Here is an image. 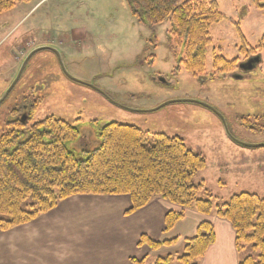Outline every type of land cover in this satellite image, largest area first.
<instances>
[{
	"label": "rangeland",
	"instance_id": "1",
	"mask_svg": "<svg viewBox=\"0 0 264 264\" xmlns=\"http://www.w3.org/2000/svg\"><path fill=\"white\" fill-rule=\"evenodd\" d=\"M215 1L225 19L210 29L207 73L215 54L245 59L239 30L252 46L264 31V9L249 0ZM168 27L166 20L156 26L138 22L126 0H28L0 13V97L24 57L41 45L63 55L70 75L104 92L70 80L52 51H38L0 103V134L9 111L24 100L37 103L29 124L53 115L78 125V154L97 145L98 125L131 124L176 135L200 153L205 167L192 180L204 183L201 193H209L214 203L239 192L264 196V146H255L264 144V129L258 131L264 125V55H258L262 63L252 77L196 78L181 66L177 69L182 52L174 54L168 44ZM181 99L192 102H170ZM222 118L232 138L253 146L232 140Z\"/></svg>",
	"mask_w": 264,
	"mask_h": 264
},
{
	"label": "trees",
	"instance_id": "2",
	"mask_svg": "<svg viewBox=\"0 0 264 264\" xmlns=\"http://www.w3.org/2000/svg\"><path fill=\"white\" fill-rule=\"evenodd\" d=\"M25 1L0 0V13ZM126 1L131 16L142 24L156 26L168 21L167 42L174 54L182 52L177 69L181 66L193 77L206 76L208 80L237 69L240 60L222 54H215L209 73L205 69L212 42L210 29L225 19L217 1ZM249 1L255 8L264 9V0ZM238 33L239 50L245 58L264 55V31L256 46L248 45L240 30ZM36 104H28L26 118L8 121L0 134V229L29 222L73 195H126L131 202L126 213L160 197L182 209L226 219L235 232L236 249L243 255L238 264H264V196L239 192L220 203H214L209 193L202 196L204 183L192 179L205 167V159L180 137L111 121L98 125L97 145L78 154L75 143L81 135L79 126L53 115L29 124ZM182 217L181 211L168 212L164 231ZM214 239L212 223L202 221L195 235L183 240L180 252L157 255L152 264H198ZM176 241L143 235L138 244L157 250ZM145 260L131 259L133 264H145Z\"/></svg>",
	"mask_w": 264,
	"mask_h": 264
},
{
	"label": "crops",
	"instance_id": "3",
	"mask_svg": "<svg viewBox=\"0 0 264 264\" xmlns=\"http://www.w3.org/2000/svg\"><path fill=\"white\" fill-rule=\"evenodd\" d=\"M126 195H73L34 220L0 232V264H133L146 257L181 251L183 240L195 235L202 221L214 228V242L198 264H238L235 232L226 219L180 208L160 197L133 212ZM181 211L182 219L164 231V217ZM152 240L177 239L151 250L138 244L141 236Z\"/></svg>",
	"mask_w": 264,
	"mask_h": 264
},
{
	"label": "water",
	"instance_id": "4",
	"mask_svg": "<svg viewBox=\"0 0 264 264\" xmlns=\"http://www.w3.org/2000/svg\"><path fill=\"white\" fill-rule=\"evenodd\" d=\"M41 50H49V51H52V52L56 55V57H57V59H58V62H59V64H60V67H61V69L63 70V72L65 73V75L67 76V78H69L70 80H72V81H74V82H77V83H79V84H82V85H85V86H87V87H90L91 89H94V90L98 91V92L101 93V94H104V92H103L101 89H99L98 87L94 86L93 84L88 83V82H85V81H82V80H80V79H78V78H76V77L70 75V74L65 70L64 65H63V62H62V59H61V56H60V52H59L56 48H53V47L48 46V45H41V46H39V47L33 49L32 51H30V52L24 57V59H23L21 65H20V68H19L17 74L15 75L14 79L11 81V83L9 84V86L7 87V89H6V90L4 91V93L1 95V97H0V103H1V102L3 101V99L8 95V93L10 92V90L13 88V86H14L15 83L17 82V80H18V78H19L21 72H22L23 69L25 68V66H26L28 60L30 59V57H31L34 53H36V52H38V51H41ZM170 102H192V100H189V99H181V100H175V101H170ZM165 104H166V103H164V104H162V105H160V106H158V107H156V108H154V109L140 110L139 112H151V111H154V110H156V109L162 107V106L165 105ZM198 104H199V103H198ZM200 105H202V106L206 107L207 109H209V110L215 112V110H214L212 107H209V106H207V105H205V104H203V103H200ZM222 122H223V125H224V128H225V131H226L227 135H228L232 140H234L235 142H237V143H239V144H241V145H244V146H253V145L246 144V143L240 142V141H238V140L232 138V137L230 136L229 132L227 131V127H226V124H225L224 118H222ZM255 146L262 147V146H264V144H261V145H255Z\"/></svg>",
	"mask_w": 264,
	"mask_h": 264
},
{
	"label": "flooded vegetation",
	"instance_id": "5",
	"mask_svg": "<svg viewBox=\"0 0 264 264\" xmlns=\"http://www.w3.org/2000/svg\"><path fill=\"white\" fill-rule=\"evenodd\" d=\"M61 58L63 57V55L60 53ZM261 61L259 59V57L255 54H249L248 56H246V58L243 61H239L237 63V69L232 72V73H228L226 74V76H229L231 78H249L252 77L254 75V71L257 69V67L260 68L261 66ZM239 72V74H238ZM225 76V75H224ZM23 105L18 104L16 105L13 109H11L9 111V118L6 121V123L8 121H11L12 119H17L18 121H23L26 118V114L28 113V101L24 100V102L22 103ZM256 119H261V118H256ZM249 127V126H248ZM262 129H264V125L262 127H258V131H261Z\"/></svg>",
	"mask_w": 264,
	"mask_h": 264
}]
</instances>
